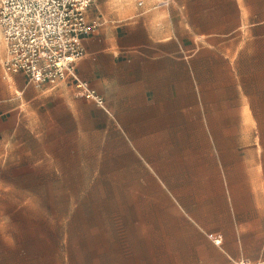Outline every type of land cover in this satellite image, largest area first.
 <instances>
[{
	"label": "crops",
	"instance_id": "crops-1",
	"mask_svg": "<svg viewBox=\"0 0 264 264\" xmlns=\"http://www.w3.org/2000/svg\"><path fill=\"white\" fill-rule=\"evenodd\" d=\"M163 1L86 10L102 106L0 70V264H264V0Z\"/></svg>",
	"mask_w": 264,
	"mask_h": 264
},
{
	"label": "built area",
	"instance_id": "built-area-1",
	"mask_svg": "<svg viewBox=\"0 0 264 264\" xmlns=\"http://www.w3.org/2000/svg\"><path fill=\"white\" fill-rule=\"evenodd\" d=\"M92 2L0 0V34L5 45L3 71L21 72L29 82L51 87L71 77L80 95L102 106V97L74 73L76 62L84 55L83 37L100 25L98 19L86 17Z\"/></svg>",
	"mask_w": 264,
	"mask_h": 264
},
{
	"label": "rangeland",
	"instance_id": "rangeland-1",
	"mask_svg": "<svg viewBox=\"0 0 264 264\" xmlns=\"http://www.w3.org/2000/svg\"><path fill=\"white\" fill-rule=\"evenodd\" d=\"M4 43L1 38L0 34V70H2L1 67V60L3 56V51H4ZM92 177L94 181L88 180L86 183L87 189H80V190H72L71 191V196L72 197H87L89 199H94L99 196H101V192H104L105 194H109L111 196V193L113 192L112 190H100L98 187L102 185L104 181H109L111 180V174H99V175H88V178ZM56 196L57 197H63L67 196V191H56ZM54 207H49V206H30V205H25V206H19V207H14V206H9L8 211L10 213L13 212H18L21 214H37V213H44L48 212L49 210L53 209ZM62 206L56 207V210L58 211L59 209H62ZM16 210V211H15Z\"/></svg>",
	"mask_w": 264,
	"mask_h": 264
}]
</instances>
